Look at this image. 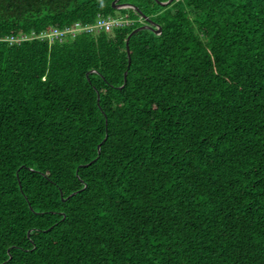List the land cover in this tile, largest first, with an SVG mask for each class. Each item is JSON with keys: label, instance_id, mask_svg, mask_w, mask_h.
<instances>
[{"label": "trees", "instance_id": "trees-1", "mask_svg": "<svg viewBox=\"0 0 264 264\" xmlns=\"http://www.w3.org/2000/svg\"><path fill=\"white\" fill-rule=\"evenodd\" d=\"M112 1L0 0V264H264V0Z\"/></svg>", "mask_w": 264, "mask_h": 264}, {"label": "built area", "instance_id": "built-area-1", "mask_svg": "<svg viewBox=\"0 0 264 264\" xmlns=\"http://www.w3.org/2000/svg\"><path fill=\"white\" fill-rule=\"evenodd\" d=\"M124 22L112 17H101L99 16L93 23H82L79 21H74L70 25H66L62 28L59 27H50L46 31H41L39 33L30 32L20 33L17 35H10L7 37V40L10 44L20 43L29 39L37 38L40 40L49 39L53 41L55 39L62 40L69 37L76 36L78 33L82 32H99L101 30L109 31L113 27L122 25Z\"/></svg>", "mask_w": 264, "mask_h": 264}, {"label": "water", "instance_id": "water-1", "mask_svg": "<svg viewBox=\"0 0 264 264\" xmlns=\"http://www.w3.org/2000/svg\"><path fill=\"white\" fill-rule=\"evenodd\" d=\"M158 4H160L161 6H166L168 4H170L173 0H164V1H160V0H155ZM112 7L113 8H117V9H122V8H134L136 10H139L138 7H136L134 4H131V3H127V2H119V0H113L112 1ZM141 16L145 19V21L147 22L146 24H142L140 26H137L135 27L133 30H131V32L127 35L126 37V51H127V64L128 66L130 65L131 63V57H130V52H129V39L130 37L136 33L137 31H140V30H144V29H148V30H151L152 32H154L155 34H160L161 32V26L159 24H157L156 22H154L153 20H151L149 17H147L145 14L141 13ZM126 75H127V71L124 72V83L122 84V86L125 84L126 82ZM121 86V87H122ZM98 99V97H97ZM106 139V136L103 138L102 142H104ZM101 142V143H102ZM101 143L98 144L97 146V151L99 153L100 151V146H101ZM94 162V159L91 160L89 163L87 164H84L83 166H87L88 164ZM86 185H84L85 187ZM83 187V188H84ZM80 190V189H79ZM77 191L75 192H72L69 196H72L76 193ZM68 196V197H69ZM67 197V198H68ZM10 258V256H9ZM1 264H4V262H2Z\"/></svg>", "mask_w": 264, "mask_h": 264}]
</instances>
